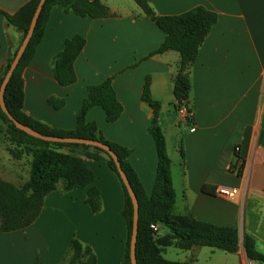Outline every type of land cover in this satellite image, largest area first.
<instances>
[{"label":"crops","instance_id":"crops-1","mask_svg":"<svg viewBox=\"0 0 264 264\" xmlns=\"http://www.w3.org/2000/svg\"><path fill=\"white\" fill-rule=\"evenodd\" d=\"M29 1L0 0V12L13 15ZM146 1L159 16L180 15L197 6L216 13V23L188 70L190 125L173 107L180 56L172 50L150 56L164 34L132 0H101L109 13L103 19L78 17L58 5L50 9L42 37L23 70L22 112L50 128L73 131L87 87L110 77L122 107L120 116L108 123L96 106L87 111L85 121L94 122L105 140L130 150L128 162L149 194L157 156L148 131L153 111L141 99L148 78L150 96L160 105L158 126L171 160L173 213L237 230L238 250L233 254L171 245L162 249V258L195 264L205 248L209 261L216 252L230 256H217L218 264H260L249 261L243 242L246 236L251 238L255 251L264 255V0ZM74 35L85 40L73 64L76 81L61 86L52 74V62ZM21 40L22 33L6 25L0 13V78L12 48L17 49ZM50 98L63 100V106L54 109ZM76 152L94 175L90 186L99 193L100 210L92 213L84 202L85 190L57 188L45 196L32 224L0 231V264H60L70 240L88 241L87 234L94 237L95 264H122L127 233L121 185L105 161ZM22 156L9 154L0 132L1 180L16 186L27 181L31 156ZM232 165L240 167V174L229 170ZM221 187L236 188L238 194L233 200L221 197L217 194Z\"/></svg>","mask_w":264,"mask_h":264},{"label":"trees","instance_id":"trees-1","mask_svg":"<svg viewBox=\"0 0 264 264\" xmlns=\"http://www.w3.org/2000/svg\"><path fill=\"white\" fill-rule=\"evenodd\" d=\"M132 1L141 9L144 16L149 18L164 34L162 43L150 56L170 50L179 54L178 70L173 79V107L176 112L182 107L191 111L188 70L195 61L198 50L208 32L216 23V13L202 6H197L180 15L159 16L152 11L146 0ZM38 2L39 0H30L13 15L0 12L4 16L6 25L22 33V39L28 30ZM55 5L61 6L65 12H70L78 17L103 19L109 16L108 8L101 0H45L29 43L4 91V104L9 114L20 124L42 135L99 141L107 145L115 154L138 204L136 264H181L162 258V249L171 245L182 250L197 245L218 249L229 254L235 253L238 250V244L237 230L234 226H216L195 220L189 215L179 216L173 213L175 193L170 174L171 160L166 153L164 137L158 126L157 117L160 105L150 96L148 78L145 79L141 99L153 111L148 131L154 142L157 156L155 178L149 194H146L142 188L128 162L130 150L105 140L94 122L85 121L87 111L96 106L104 111L105 121L108 123L116 121L120 116L122 107L116 98L110 77L99 85L87 87V94L78 110L76 127L73 131L53 129L24 115L22 112L23 70L34 54L42 37L48 13ZM84 42L83 37L74 35L64 41L63 49L55 56L52 62V74L59 85L68 86L76 81L73 64L81 52ZM15 52L16 50L10 54L4 65L2 77L8 70ZM48 103L54 109H59L64 104L63 100L52 98L48 99ZM2 123L8 127L5 135L10 145L14 144L17 147L24 145L27 153L31 156V161L28 179L21 186L0 179V231L13 232L32 224L40 214L45 196L56 190L58 183L61 184L63 192L76 189L85 190L84 202L89 206L92 213H97L100 210L99 193L90 186L94 175L88 170L84 162L73 153L79 151V154L85 157L105 161L118 178L124 195L121 215L124 218L127 233L122 264H130L129 241L132 227V204L110 157L97 148L78 144L44 142L30 137L16 129L0 110V132ZM63 149L69 151L63 152ZM8 152L13 158H18L19 153L16 149L8 148ZM234 168L235 166L232 165L230 170ZM238 174H240V167ZM151 225H157L159 230L154 232L150 228ZM161 230L166 232L160 234ZM243 247L249 261L264 263V255L255 251L254 242L251 238L245 237ZM69 253L70 258L66 262L67 264H74L75 262L81 264L96 263L91 248L83 246L76 238H72L69 242Z\"/></svg>","mask_w":264,"mask_h":264},{"label":"water","instance_id":"water-1","mask_svg":"<svg viewBox=\"0 0 264 264\" xmlns=\"http://www.w3.org/2000/svg\"><path fill=\"white\" fill-rule=\"evenodd\" d=\"M45 0H39L35 11L32 15L28 30L26 34L24 35L23 39L21 40L19 46L16 49V52L13 56V59L9 65L8 70L6 71L5 75L2 77V81L0 84V110L5 114L7 119L14 125L16 129L19 131L27 134L30 137H33L35 139H39L44 142H51V143H68V144H78V145H85L93 148L100 149L104 151L110 159L113 161L116 171L119 175V178L124 185L127 194L130 198L131 204H132V227H131V235H130V241H129V262L130 264H136L135 260V245H136V237H137V225H138V204L137 200L135 198V195L128 183V180L121 169L120 163L118 162L117 157L115 154L109 149V147L99 141L90 140V139H83V138H75V137H54V136H47L42 135L35 130L24 126L20 124L18 121H16L7 111L5 104H4V91L7 86V83L15 70L25 48L27 47L29 40L32 36V33L34 31V28L36 26L39 14L41 12L42 6L44 5Z\"/></svg>","mask_w":264,"mask_h":264},{"label":"rangeland","instance_id":"rangeland-1","mask_svg":"<svg viewBox=\"0 0 264 264\" xmlns=\"http://www.w3.org/2000/svg\"><path fill=\"white\" fill-rule=\"evenodd\" d=\"M16 50V45L12 48V53H14V51ZM7 125L6 124H1V134L3 135V137H4V139L6 140V143H8V148H12V149H16L17 151H18V153L20 154H18V159L19 158H22L23 156V154H26L27 156H30V154H28L27 153V149L24 147V145H21L20 147H17V146H15L14 144H12V145H10V142H9V140H8V138L6 137V135H5V133H6V130H7ZM67 151H69L68 149H63V152H67ZM74 154H76L77 155V153L78 152H76V151H74L73 152ZM27 161H28V157L27 158H25ZM25 160V161H26ZM26 161V162H27ZM26 162H22V169L24 170V166H25V164H26ZM57 188H61V184L60 183H58L57 184V186H56V189ZM87 237H90V238H88V241H83V242H81V244L83 245V246H89L90 248H91V244H93V240H94V237L92 236V234H87L86 235ZM92 236V237H91ZM203 249V248H202ZM205 251H207L205 248L202 250V252L200 253V255H199V259H198V262L197 263H195V264H206V263H213V264H216L217 263V260L218 259H216L217 258V256H220L221 258L222 257H230V256H228V254H223V252H216V256H214L210 261L208 260V257H207V255H206V252ZM66 255L64 256V258L62 259V261H61V263L60 264H67L66 262L68 261V259L70 258V253H69V248L67 247V249H66ZM224 255V256H223ZM218 264V263H217Z\"/></svg>","mask_w":264,"mask_h":264},{"label":"built area","instance_id":"built-area-1","mask_svg":"<svg viewBox=\"0 0 264 264\" xmlns=\"http://www.w3.org/2000/svg\"><path fill=\"white\" fill-rule=\"evenodd\" d=\"M177 113L182 118L184 123H186L187 125L188 124L190 125L192 123V118H193L192 111H188L185 107H182L177 111ZM230 167H229V170H230ZM238 170L239 168L235 167L233 169V172L238 173ZM217 194L226 199L233 200L237 196L238 190L236 188L221 187L220 189H218ZM150 228L154 232H157L159 230V227L157 225H151Z\"/></svg>","mask_w":264,"mask_h":264}]
</instances>
